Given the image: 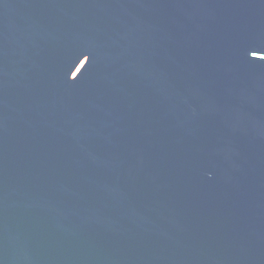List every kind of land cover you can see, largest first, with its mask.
I'll return each instance as SVG.
<instances>
[{
    "label": "water",
    "instance_id": "1",
    "mask_svg": "<svg viewBox=\"0 0 264 264\" xmlns=\"http://www.w3.org/2000/svg\"><path fill=\"white\" fill-rule=\"evenodd\" d=\"M0 264H264V0H0Z\"/></svg>",
    "mask_w": 264,
    "mask_h": 264
}]
</instances>
